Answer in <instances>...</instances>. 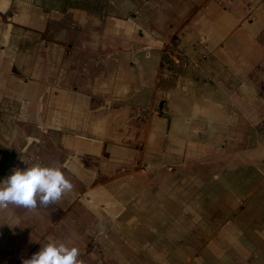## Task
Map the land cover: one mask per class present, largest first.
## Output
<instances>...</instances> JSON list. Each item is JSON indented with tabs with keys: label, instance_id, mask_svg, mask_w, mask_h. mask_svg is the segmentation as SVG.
Returning a JSON list of instances; mask_svg holds the SVG:
<instances>
[{
	"label": "crops",
	"instance_id": "1",
	"mask_svg": "<svg viewBox=\"0 0 264 264\" xmlns=\"http://www.w3.org/2000/svg\"><path fill=\"white\" fill-rule=\"evenodd\" d=\"M0 264H264V0H0Z\"/></svg>",
	"mask_w": 264,
	"mask_h": 264
},
{
	"label": "clouds",
	"instance_id": "2",
	"mask_svg": "<svg viewBox=\"0 0 264 264\" xmlns=\"http://www.w3.org/2000/svg\"><path fill=\"white\" fill-rule=\"evenodd\" d=\"M73 183L59 165L33 164L26 170L16 168L0 182V209L9 205L34 210L58 203L73 190ZM22 264H84L77 247L50 240Z\"/></svg>",
	"mask_w": 264,
	"mask_h": 264
}]
</instances>
